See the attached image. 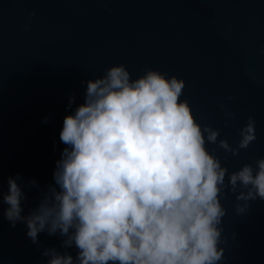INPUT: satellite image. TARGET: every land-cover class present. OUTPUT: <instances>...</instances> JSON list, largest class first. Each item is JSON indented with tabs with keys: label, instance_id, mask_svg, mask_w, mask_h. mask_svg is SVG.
<instances>
[{
	"label": "water",
	"instance_id": "obj_1",
	"mask_svg": "<svg viewBox=\"0 0 264 264\" xmlns=\"http://www.w3.org/2000/svg\"><path fill=\"white\" fill-rule=\"evenodd\" d=\"M34 13V15H30ZM124 64L135 79L157 69L185 81L184 95L197 121L220 130L236 147L249 116L256 140L239 154L208 144L228 170L264 158V0H0V182L17 174L41 188L53 183L65 147L63 119L84 102L86 84ZM75 94L72 109H66ZM233 96L228 101L226 97ZM234 112L225 116L220 105ZM51 117L44 123L45 117ZM228 120L227 125L225 120ZM25 215L40 199L24 189ZM227 243L220 264H264V201L234 212L222 198ZM0 205V264H41L43 247L60 251L61 239L39 235L42 248L10 227ZM75 256V250H69ZM45 260L47 258H44Z\"/></svg>",
	"mask_w": 264,
	"mask_h": 264
},
{
	"label": "clouds",
	"instance_id": "obj_2",
	"mask_svg": "<svg viewBox=\"0 0 264 264\" xmlns=\"http://www.w3.org/2000/svg\"><path fill=\"white\" fill-rule=\"evenodd\" d=\"M81 83L84 102L64 117L59 133L65 147L54 182L41 188L17 174L7 178L6 192L0 182L3 219L25 225L37 248L42 233L61 239L63 251L42 248L41 264H220L228 213L222 198L235 196L236 215L264 201V158L230 172L207 145L238 155L257 138L255 119L248 117L233 147L219 129L197 121L180 99L185 81L175 75L149 68L133 79L118 64ZM75 100L70 95L66 109ZM24 189L40 195L27 215Z\"/></svg>",
	"mask_w": 264,
	"mask_h": 264
}]
</instances>
